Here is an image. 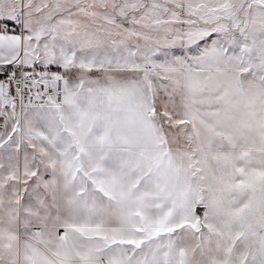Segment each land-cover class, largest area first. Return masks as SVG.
Returning a JSON list of instances; mask_svg holds the SVG:
<instances>
[{
    "label": "snow or ice",
    "instance_id": "obj_1",
    "mask_svg": "<svg viewBox=\"0 0 264 264\" xmlns=\"http://www.w3.org/2000/svg\"><path fill=\"white\" fill-rule=\"evenodd\" d=\"M0 264H264V0H0Z\"/></svg>",
    "mask_w": 264,
    "mask_h": 264
}]
</instances>
